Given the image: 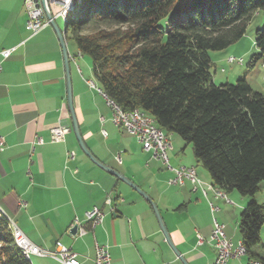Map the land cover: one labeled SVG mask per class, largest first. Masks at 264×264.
<instances>
[{"label":"crops","instance_id":"0c3cea01","mask_svg":"<svg viewBox=\"0 0 264 264\" xmlns=\"http://www.w3.org/2000/svg\"><path fill=\"white\" fill-rule=\"evenodd\" d=\"M23 1L0 0V52L12 50L7 58L0 55V138L4 141L0 151V213L33 245L53 250L60 242L77 254L80 264H94L95 244L108 248L110 264H214L216 252L209 243L213 220L223 225L226 238L237 245L241 241L240 213L247 201L232 192L225 199L216 198V189L207 171L195 160L192 148L188 153L189 145L174 134L169 135L170 164L194 167L206 196L193 190L188 182L181 187L171 186L168 182L172 173L150 152H144L133 135L112 124V110L96 90L99 87L91 64L79 55L67 38L64 23L59 25L57 18L54 23L64 30L72 106L82 142L91 157L87 156L72 130L57 37L50 25L31 36ZM248 50L240 56H246ZM216 76L217 71L211 77L213 84ZM244 76L253 91L264 95L261 61ZM58 123L71 132L64 142L51 143L49 130ZM37 137L44 141L42 145L33 143ZM69 152L74 153V158H67ZM118 155L120 164L115 160ZM100 166L148 197L175 251L166 242L150 203ZM20 202L26 207H20ZM209 204L218 209L211 212ZM94 206L103 212L102 223L87 229L83 236L70 235V224L75 219L82 222L84 213ZM197 234L204 240L201 245H197ZM29 261L59 264L36 256H30ZM248 261L245 255L228 264Z\"/></svg>","mask_w":264,"mask_h":264},{"label":"trees","instance_id":"16d2710c","mask_svg":"<svg viewBox=\"0 0 264 264\" xmlns=\"http://www.w3.org/2000/svg\"><path fill=\"white\" fill-rule=\"evenodd\" d=\"M64 29L91 61L99 90L123 112L141 110L167 136L177 135L225 194L247 202L238 231L245 255L264 264V95L247 81L213 84L208 53L245 34L264 0H74ZM249 69L264 65V27ZM0 213V264H31Z\"/></svg>","mask_w":264,"mask_h":264},{"label":"built area","instance_id":"2783aa9c","mask_svg":"<svg viewBox=\"0 0 264 264\" xmlns=\"http://www.w3.org/2000/svg\"><path fill=\"white\" fill-rule=\"evenodd\" d=\"M70 0H46V4L52 16V20L62 18V6L68 5ZM24 10L26 13V27L31 32V36H34L41 32L44 28L50 25V20H47L40 6L39 0H24L23 1ZM12 50H3L0 55L3 58H7ZM228 62L241 64L242 59H234L232 57L228 58ZM91 86V82L89 83ZM93 88V87H92ZM107 105L112 110V124L116 127L123 128L128 134L133 135L137 141L141 144L144 152H150L154 159L161 162L162 166L169 172L172 173V178L169 180L171 186L181 187L186 182H188L193 190H199L198 187V176L195 174L194 167L187 166H177L174 167L170 164L168 153L172 149L170 141H162L160 137L153 132L151 129L140 130L137 127L128 126L125 123H118V119L115 116V107H113L109 102ZM141 118V117H137ZM71 132V129L62 124H57L49 130V141L51 143H61L64 142L65 137ZM102 135L105 132L102 131ZM36 145H42L44 141L42 138L37 137L34 142ZM4 141L0 138V151L3 150ZM68 159L74 158V153L69 152L67 154ZM118 164L121 163V157L118 155L115 158ZM204 196V192H201ZM110 200H106V204L110 205ZM19 206L22 208L26 207L24 202H20ZM210 211L214 212L218 208L213 205H209ZM103 212L100 208L94 206L84 213V220L82 222L75 219L69 226V229L77 226L75 236H83L87 229L93 230L97 225L102 223ZM17 234L19 235V240L22 242L23 246L28 249V254L30 256H36L39 258H50L55 260L59 264H80L77 259V254L74 253L70 248L65 247L60 242H56L55 248L53 250L41 249L33 245L25 235L17 228ZM197 245H201L204 240L197 234ZM209 243L216 252V259L214 264H228L231 259H239L240 253L236 245L226 238L223 225L219 224L215 219L213 220V228L209 236ZM94 264H110V255L108 248L106 246H99L95 244V257ZM247 264V263H246Z\"/></svg>","mask_w":264,"mask_h":264},{"label":"rangeland","instance_id":"374dc122","mask_svg":"<svg viewBox=\"0 0 264 264\" xmlns=\"http://www.w3.org/2000/svg\"><path fill=\"white\" fill-rule=\"evenodd\" d=\"M40 3V1H39ZM73 13V12H72ZM61 19H57V23L63 26ZM264 27V10L257 11L254 13L246 27V32L244 36L235 44L229 46L228 48L222 51H211L208 53L209 58L211 59L212 66L209 68V74L211 75L212 79L214 78V72L217 71L216 76V86L223 85L227 83L226 81H230L228 84H235L237 80H244L245 73L249 69V64L251 58L254 54H256V48L254 45V38L255 33L257 30H261ZM69 37V35H67ZM72 46V45H70ZM248 48L250 50H248ZM246 56H240L242 51H246ZM227 57H232L234 59H242L241 64L237 63H230L228 62ZM85 61L88 64H91L90 59L87 56H83ZM69 59V58H68ZM175 138H179L177 135H174ZM180 139V138H179ZM185 143V142H184ZM188 153H191V146H188L187 149ZM264 182L260 184L259 191L255 195V201L264 207ZM232 194L236 196L238 199L246 202V198L241 197L236 191H233ZM264 232V225H263ZM264 256V252L262 254Z\"/></svg>","mask_w":264,"mask_h":264},{"label":"bare ground","instance_id":"6f19581e","mask_svg":"<svg viewBox=\"0 0 264 264\" xmlns=\"http://www.w3.org/2000/svg\"><path fill=\"white\" fill-rule=\"evenodd\" d=\"M74 0H70L68 5H64L62 6V22L65 23L68 16L74 11ZM232 63V62H230ZM242 63V62H241ZM91 87H95L92 83H91ZM96 89V88H95ZM97 92L99 94H101L106 102H109L113 107H115V116L118 119V123H127L128 126L131 127H137L140 130H148L151 129L153 132H155L159 137L160 140L162 141H170L169 136H167L163 131H161L158 127H156L153 119L148 116L147 114H145L144 112H142L141 110L135 109L131 112H123V110H121V108L119 106H117V104H115L113 101H111L110 99H108L99 89H96ZM137 117H141V118H137ZM171 145V143H170ZM195 174H196V170H195ZM197 176V174H196ZM198 187L200 188V192H204V196H206V192L203 189V187L201 186L200 181L198 180ZM215 196L216 198L219 199H225L226 198V194L223 191L220 190H216L215 192ZM212 205V204H209ZM10 229L12 231V239L14 241L15 246L19 249V251H21V253L27 258L29 259L30 255L28 254V249L26 246L22 245V242L19 240V235L17 234V227L13 224L10 223ZM237 249L240 253V257L245 256V248L243 246V244L241 242H239L237 245ZM247 264H260L257 261L254 260H249L247 262Z\"/></svg>","mask_w":264,"mask_h":264},{"label":"water","instance_id":"95a60500","mask_svg":"<svg viewBox=\"0 0 264 264\" xmlns=\"http://www.w3.org/2000/svg\"><path fill=\"white\" fill-rule=\"evenodd\" d=\"M40 1V6L43 9V12L45 14V17L47 18V20H50V26L53 29L57 40L59 42L60 48H61V52H62V59H63V64H64V72H65V84H66V97H67V106H68V111L70 114V119L72 122V130L73 133L78 141V144L81 148V150L89 157L90 154L87 151V149L85 148L80 133H79V129H78V125H77V120L75 118V114H74V110H73V106H72V95H71V85H70V76H69V60H68V52L66 49V45L64 43V39H63V35H64V30L60 31L59 28L57 27V25L54 23V21L52 20V16L51 13L49 11V8L46 4V0H39ZM92 161H94L95 163H97L93 158H91ZM98 164V163H97ZM99 165V164H98ZM103 170L113 174L114 176L118 177L121 181H123L124 183H126L128 186H130L131 188H133V190H135L137 193H139L145 200H147L153 211L154 214L156 216L157 222L159 224L160 230L166 240V242L168 243V245L170 246V248L175 251V249L172 247V244L170 243L168 234L163 226V223L161 221V217L159 215V212L157 210V208L155 207V205L148 199V197L143 194L136 186H134L132 183H130L129 181L125 180L124 178L120 177L118 174H116L115 172H113L112 170L105 168L104 166H100ZM77 230V226H74L73 228L69 229V234L70 235H75ZM176 254L178 255V253L176 252Z\"/></svg>","mask_w":264,"mask_h":264}]
</instances>
